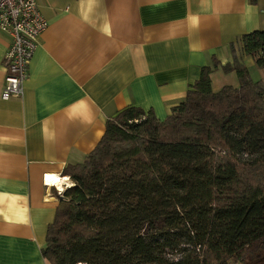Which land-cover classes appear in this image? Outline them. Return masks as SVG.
I'll list each match as a JSON object with an SVG mask.
<instances>
[{"label":"trees","instance_id":"trees-1","mask_svg":"<svg viewBox=\"0 0 264 264\" xmlns=\"http://www.w3.org/2000/svg\"><path fill=\"white\" fill-rule=\"evenodd\" d=\"M235 49L232 63L203 67L163 120L127 106L64 166L72 184L56 193L41 249L50 264H243L264 252V83L242 61L264 68V29ZM218 65L237 86L212 88Z\"/></svg>","mask_w":264,"mask_h":264},{"label":"crops","instance_id":"crops-1","mask_svg":"<svg viewBox=\"0 0 264 264\" xmlns=\"http://www.w3.org/2000/svg\"><path fill=\"white\" fill-rule=\"evenodd\" d=\"M36 1L47 26L21 97L1 98L11 38L0 32V264H50L41 249L59 197L45 177L68 184L62 169L108 118L136 106L163 120L203 67L231 62V45L264 29V0ZM210 77L238 84L233 72Z\"/></svg>","mask_w":264,"mask_h":264},{"label":"built area","instance_id":"built-area-1","mask_svg":"<svg viewBox=\"0 0 264 264\" xmlns=\"http://www.w3.org/2000/svg\"><path fill=\"white\" fill-rule=\"evenodd\" d=\"M47 21L42 16L36 0H0V32L10 38L4 54V84L1 98L21 97L23 83L28 76V64L37 45L40 33L46 28ZM45 177L50 185L61 194L63 185L55 184ZM68 178V177H67Z\"/></svg>","mask_w":264,"mask_h":264},{"label":"rangeland","instance_id":"rangeland-1","mask_svg":"<svg viewBox=\"0 0 264 264\" xmlns=\"http://www.w3.org/2000/svg\"><path fill=\"white\" fill-rule=\"evenodd\" d=\"M238 54L239 53L236 51V49L234 51L231 50L232 56H234V55L237 56ZM232 56H231V62L229 61L227 64L232 63ZM247 58H250V57H247ZM244 60H245V58H243L242 61L244 62ZM221 67L222 66L218 65L217 69L221 70L222 73L226 74ZM246 67L248 69L249 76L252 80H254V81L260 80L262 83H264V68H257L254 64L250 68L247 65H246ZM217 69H215V70H217ZM229 81L231 82V80H229ZM227 82H228V80L225 81V84H223L222 82L219 81L218 78L215 77V79H214V85L215 86L213 85L214 90H218L223 85H226ZM229 85H231V84H229ZM231 86H233V85H231ZM242 156H244V155H242ZM66 179H68L67 183L70 186V183L72 184V182L70 181L69 178H66ZM66 187H68V186L63 185L62 189L64 190ZM243 264H264V252H259V253H254V254L252 253V254L247 255V257L243 261Z\"/></svg>","mask_w":264,"mask_h":264},{"label":"bare ground","instance_id":"bare-ground-1","mask_svg":"<svg viewBox=\"0 0 264 264\" xmlns=\"http://www.w3.org/2000/svg\"><path fill=\"white\" fill-rule=\"evenodd\" d=\"M53 178H56V179L54 180V183H55V184H59L60 178H58V177H56V176L49 177L48 179H49V180H52ZM48 183H49V182H48Z\"/></svg>","mask_w":264,"mask_h":264}]
</instances>
